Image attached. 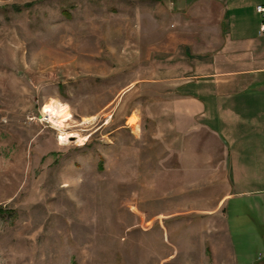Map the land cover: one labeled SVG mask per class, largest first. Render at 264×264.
<instances>
[{
    "label": "rangeland",
    "instance_id": "1",
    "mask_svg": "<svg viewBox=\"0 0 264 264\" xmlns=\"http://www.w3.org/2000/svg\"><path fill=\"white\" fill-rule=\"evenodd\" d=\"M166 11L0 0V264H264V196L225 204L221 170L160 165L137 98L119 93ZM50 104L69 112L63 129Z\"/></svg>",
    "mask_w": 264,
    "mask_h": 264
},
{
    "label": "crops",
    "instance_id": "2",
    "mask_svg": "<svg viewBox=\"0 0 264 264\" xmlns=\"http://www.w3.org/2000/svg\"><path fill=\"white\" fill-rule=\"evenodd\" d=\"M151 1L167 8L155 34L163 41L119 92L137 98L140 133L146 123L162 166H209L212 179L221 170L225 204L264 196L247 188L264 182V0Z\"/></svg>",
    "mask_w": 264,
    "mask_h": 264
},
{
    "label": "bare ground",
    "instance_id": "3",
    "mask_svg": "<svg viewBox=\"0 0 264 264\" xmlns=\"http://www.w3.org/2000/svg\"><path fill=\"white\" fill-rule=\"evenodd\" d=\"M68 111L56 104H50L43 109L45 119L59 129H63L65 126L63 120L68 117ZM67 137L61 139V142L66 143Z\"/></svg>",
    "mask_w": 264,
    "mask_h": 264
},
{
    "label": "built area",
    "instance_id": "4",
    "mask_svg": "<svg viewBox=\"0 0 264 264\" xmlns=\"http://www.w3.org/2000/svg\"><path fill=\"white\" fill-rule=\"evenodd\" d=\"M256 12L260 14L262 18H264V7L263 6L256 7ZM260 33L264 34V24H262L260 27Z\"/></svg>",
    "mask_w": 264,
    "mask_h": 264
}]
</instances>
